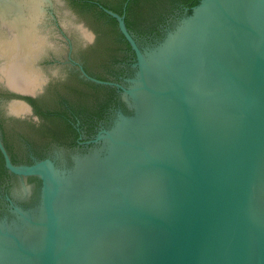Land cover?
<instances>
[{
	"label": "water",
	"instance_id": "95a60500",
	"mask_svg": "<svg viewBox=\"0 0 264 264\" xmlns=\"http://www.w3.org/2000/svg\"><path fill=\"white\" fill-rule=\"evenodd\" d=\"M142 5L136 32L164 11ZM100 8L0 0V80L12 91L40 87L32 60L65 50L68 36L95 34L76 54L89 72L114 75L123 43L107 15L136 58L125 84L91 78L118 87L131 113L120 111L71 165H16L0 140L9 172L41 179L35 204L11 203L0 218V264H264V0H199L157 43L141 37L143 48L123 15ZM84 97L89 108L108 98L91 84ZM9 100L0 85V110L26 109ZM4 126L19 158L43 149L30 127Z\"/></svg>",
	"mask_w": 264,
	"mask_h": 264
},
{
	"label": "flooded vegetation",
	"instance_id": "af4514ba",
	"mask_svg": "<svg viewBox=\"0 0 264 264\" xmlns=\"http://www.w3.org/2000/svg\"><path fill=\"white\" fill-rule=\"evenodd\" d=\"M88 3L100 8V6L109 9L107 4L99 0H85ZM140 5L143 0L130 1L119 0L122 8V14L125 17L127 5ZM101 9V8H100ZM102 10V9H101ZM111 10V9H110ZM103 11V10H102ZM113 11V10H112ZM131 13V12H130ZM188 13V7L185 2H176V7L169 14L160 18L158 22L149 28L150 30L128 29L137 45L143 48L144 45H152L157 43L170 28L171 23L178 20L182 15ZM133 15H130L132 17ZM143 18H140L142 24ZM125 22V18H124ZM117 26V22H116ZM60 27V26H59ZM118 28V26H117ZM119 36L122 40V51L124 56L117 59L119 70L112 76H100L89 72L81 58L76 54L77 50H83L95 45L97 36L90 33V38L73 37L72 40L64 42L68 44L67 48L59 51V47H49L41 51L33 60L32 67L40 73L43 81L35 91H12L3 80L0 85L4 87L9 94L10 100L16 99L17 102L23 103L26 109L22 112L15 113L10 110H0V140L8 153L12 163L16 165H31L45 159H49L56 166H69L73 163V156L83 155L89 150L97 146V136L104 135L109 130L113 121L117 118L121 111L129 114L131 111L127 108L121 98V90L114 85L99 84L91 80V78L108 82L125 84L126 79L133 75V64L136 61L135 53L131 49L127 40L118 29ZM62 34L65 36L64 31ZM144 45H141L140 39ZM59 43V40H56ZM130 48H128V45ZM92 86L104 87L107 91V101L103 105L89 108L85 106V87ZM72 87L76 95L69 97L68 95L54 96L53 92L57 88ZM7 123L16 125H25L33 130L37 136V142L32 145L38 146L42 144L44 147L41 151L30 149L25 157H18L16 151L12 147L10 138L6 131ZM30 148V143L28 142ZM5 167L4 159L0 152V167ZM6 168V167H5ZM41 179L38 176H18L7 169L0 170V218L10 216L11 203L18 204L24 208L35 204L39 197V187ZM16 186V194L12 192L11 187Z\"/></svg>",
	"mask_w": 264,
	"mask_h": 264
},
{
	"label": "trees",
	"instance_id": "16d2710c",
	"mask_svg": "<svg viewBox=\"0 0 264 264\" xmlns=\"http://www.w3.org/2000/svg\"><path fill=\"white\" fill-rule=\"evenodd\" d=\"M130 1L131 0H129V2ZM132 1H136V0H132ZM143 1L147 2L148 4H152V6L154 8H156L157 10H162V11L164 10L163 12H159V14H158L159 18H163L164 14H169L171 11H173V9L176 7V2H180V1L185 2L186 6L188 7V13H189L191 11V7L196 5L199 0H143ZM167 3H169V8H167V7L165 8V6H163V5H166ZM108 8L113 10L114 12H116L118 14H122V12H123L121 6H114V7L110 6ZM143 8L144 7L142 4L136 5L133 7L129 3V5L126 6L124 18H125V25H126L127 29H130V30L131 29L132 30L137 29V27H138L137 25L140 24V22H139L140 18H144ZM130 15H133V16L130 17ZM107 16H109L112 19V22H114L115 27H116L115 29L118 31V28L116 26V20L113 17H111L110 15H107ZM128 48H130L129 45H128ZM4 169H6L4 166L0 167L1 171H4Z\"/></svg>",
	"mask_w": 264,
	"mask_h": 264
}]
</instances>
